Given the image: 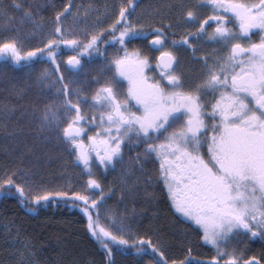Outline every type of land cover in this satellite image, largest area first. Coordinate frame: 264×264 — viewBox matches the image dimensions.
I'll use <instances>...</instances> for the list:
<instances>
[{"label": "snow or ice", "instance_id": "obj_1", "mask_svg": "<svg viewBox=\"0 0 264 264\" xmlns=\"http://www.w3.org/2000/svg\"><path fill=\"white\" fill-rule=\"evenodd\" d=\"M128 6L119 9L107 29L100 28L86 40L61 27L59 12L51 38L41 41L40 47L24 51L17 36L0 40V58L14 65L47 61L56 75L50 76L47 68L39 72L34 81L37 94L55 89L56 95L63 97L56 105L62 109L63 121L51 103L42 108L32 104L31 112L21 109L17 117L20 123L13 131L24 135L37 119L38 135L48 133L43 139L49 140L54 132L56 141L74 153L81 175L86 176L77 190L70 184L66 190L49 191L27 180L17 183L14 172L5 173L0 177V188L14 187L21 203L27 197L33 206L29 211L47 203L79 208L86 231L104 250L105 264H115L114 251L123 253L128 248L134 255H152L150 264H169L151 236L145 239L133 231L130 215L101 209L108 194L101 191L93 168L115 167L124 160L126 149L140 148L130 157L131 164L141 167V160L158 161L156 179L162 182L170 206L198 226L200 239L218 250L209 261L202 262L190 260L189 252L179 264H261L254 257L241 261L221 245L237 233L264 239V0L251 4L245 0H201L199 6L211 10L203 19L190 8L184 13L186 22L198 21V27L169 43L186 45L195 53L196 47L188 41L206 34L207 41L219 45L213 51L220 54L195 57L201 65L192 76L177 71L179 60L172 51H161L155 60L159 79L146 74L149 58L142 56L140 49L129 50L128 42L150 36L149 45L163 48L168 39L164 28L173 25H138L128 19ZM26 21L35 25L27 9L20 17L21 23ZM206 22L214 25L211 30ZM107 31L113 35L104 43L118 42L123 50L110 58L100 48L101 33ZM256 33L258 38L253 39ZM64 50L76 52L62 61L66 70L73 72H87L83 56L91 58L95 53L106 60L99 66L98 75L91 77L96 87L90 98L64 83L58 62ZM84 104L88 107L83 108ZM5 112L10 110L5 108ZM89 128L96 131L87 134ZM124 171L127 176L136 175L132 166ZM137 185L138 178L126 182L120 199L134 197ZM96 191L100 194L94 195Z\"/></svg>", "mask_w": 264, "mask_h": 264}, {"label": "rangeland", "instance_id": "obj_2", "mask_svg": "<svg viewBox=\"0 0 264 264\" xmlns=\"http://www.w3.org/2000/svg\"><path fill=\"white\" fill-rule=\"evenodd\" d=\"M245 2L251 4L258 3L259 0H245ZM200 3L201 0H139V2L132 1V6H128L129 0H0V40L6 37L17 36L19 44L23 46L24 51L30 48L40 47L41 41L46 42L47 39L51 38L50 33L55 29L58 22L56 17V13L58 12L61 13L59 19L61 27H67L70 30V35H78L81 40H86L88 35L96 34L100 28L107 29V26L112 23L119 14V9L125 6H128L126 7V12L130 13L128 16L129 20L134 21L138 25L143 24L146 28L153 23H159L162 27L166 22H169L173 25V30H175L173 32L178 33L180 38L179 34L186 32L188 29L193 32V28L196 27L195 24L197 23L186 22L184 17L185 12L191 8L197 11L198 17L200 18L201 15H208L211 11L208 7H200ZM65 4L68 5V8L64 7ZM17 5H20V7H17ZM25 9L32 13L35 25H39V27H36L32 21L20 22V17ZM162 22L164 25H162ZM206 23L208 29L211 30L214 25L210 22ZM164 30L167 33V29L164 28ZM169 31H172V28L169 29ZM258 35L257 33L256 38H258ZM179 38L171 34L169 39L179 40ZM200 39V44L204 50L203 55L214 56L220 54V52L213 51L214 49H218L219 45L207 41L206 34L205 37H201ZM164 45L167 50L174 53L180 50V53L184 56H189L190 53H193L192 50L190 52V50H187L182 44L173 46L169 41H165ZM120 50L123 51L118 47V42H109L101 48L104 56L109 58L116 55L118 52L121 53ZM69 55H74V52L71 50H64L61 52L60 57H58V62H60L61 66L62 60ZM2 59L4 60V58ZM92 59L93 61L90 62V64H85L83 66L84 69H87L86 73L83 69L78 74L66 73L62 67V72L66 73L65 76L69 84V89H77L78 93H82L88 97L91 96L92 92L85 86L87 81L85 77L88 79V73L93 76H96V74L98 75L99 66L102 63H106V60H101L99 56ZM38 61L40 60L34 62ZM186 68L188 70L192 69L187 65L184 69ZM82 107L87 108L88 105L84 104ZM87 114L89 118H91V111ZM30 128L31 131L28 132L32 133L33 126L30 125ZM95 131V128H89L87 134H92ZM27 133L24 135L17 132L13 133L6 128V124H0V157L6 164V167L0 172L1 177H3L5 173L14 172L16 174L17 183L27 180V182L33 186H41L49 191L66 190L68 185L71 184L74 185L72 190H77L80 187V181L86 179V176H82L81 170L75 166L73 158H71L73 155L72 152L66 150L63 144L56 141L54 132L51 134L53 138L49 140L43 139V136L48 135V133H44L43 135H28ZM87 134H85L83 138H86ZM32 143L38 146H40L39 143H42L40 150L43 157L34 159L24 158L25 150ZM116 166L117 165H115V167ZM129 166H132L136 173L134 177L125 174L124 169ZM122 167V170L118 172V174L113 175L118 178L116 181L117 190L114 191L115 195L105 199L104 203L101 205V209H111L117 214L123 212L126 215H130L132 228L133 231H135L147 213L146 209L149 204L148 202L153 201V199L155 200L157 193L159 195L160 191H162L160 190L162 182L156 179L158 161L141 160V167H136L131 164L129 158L128 165L125 167V164H123ZM98 174V172L94 173V177L97 179L98 177L103 178V175L100 176V174ZM149 177L152 178L151 181H149ZM137 178L138 185L136 195L134 197L125 196L123 200H121L120 195L125 183H133ZM104 183L105 186L106 182ZM101 191L107 193L108 186H105ZM99 194L100 192L96 191L94 195ZM116 195L119 196V198H117ZM173 210L182 219L179 220L180 225L183 226L180 234L182 236L181 240L186 246L192 244L193 238H195L194 245H198L201 242L210 245L200 239L201 232L199 237L196 234L198 226L188 222L186 218L177 213L174 208ZM102 222H104L103 214ZM248 237L253 241L260 239L262 243H264V239L258 236L251 237L243 233H237L228 239L227 243L222 244L221 247L226 249L229 253H232L241 261H244L243 246ZM152 240L153 243L157 244L161 249L163 244L159 242L158 239L153 238ZM210 246L213 247L212 245ZM213 250L217 255L218 250L214 247ZM29 257H31V255H29ZM218 258L221 260L227 259L226 256H218ZM247 260H249V258Z\"/></svg>", "mask_w": 264, "mask_h": 264}, {"label": "trees", "instance_id": "obj_3", "mask_svg": "<svg viewBox=\"0 0 264 264\" xmlns=\"http://www.w3.org/2000/svg\"><path fill=\"white\" fill-rule=\"evenodd\" d=\"M201 16L203 19L205 15ZM166 29L170 37L172 31ZM111 35V31L101 34L100 48L104 47V42ZM132 45L136 46L137 40L128 43V46ZM97 56L93 53L91 58L83 56L81 59L88 60ZM2 160L0 157V172L6 167ZM159 197L157 202H148L147 213L139 223L138 233L145 235V239L148 236L158 239L163 244L160 250L169 264L173 261L179 264L189 256V252V259L194 258L197 262L209 261L216 255L210 245L203 242L194 245L195 238L191 245L186 246L182 242L180 232L183 226L179 221L182 219L174 212L166 195ZM32 207L26 198L21 203L14 187L0 188V264H105L104 250L86 231L79 208L69 207L67 203L63 206L47 203L29 211ZM196 234L199 237L200 231L197 230ZM243 248L244 260L254 257L264 264V243L260 239L253 241L248 237ZM112 259L115 264H150L153 256H137L128 248L123 253L114 251Z\"/></svg>", "mask_w": 264, "mask_h": 264}, {"label": "crops", "instance_id": "obj_4", "mask_svg": "<svg viewBox=\"0 0 264 264\" xmlns=\"http://www.w3.org/2000/svg\"><path fill=\"white\" fill-rule=\"evenodd\" d=\"M0 124L5 125L11 132L14 133L13 128L20 123L17 117L22 108H26L31 112L32 104H37L42 108L44 104L51 103L53 105V110L57 112V115L61 116L63 121V112L62 109H58L56 105L62 100V94L56 95L55 89H49L47 92L37 94V87L35 85V76L43 71L48 69L50 76H55L56 73L54 69L48 64L47 61L40 60L29 64L28 66L24 65H14L8 63L7 60L0 59ZM6 62V63H3ZM61 74L64 76V83L69 85L66 78V73L62 72V66L60 65ZM20 92V95H17V92ZM16 106V107H13ZM5 108L9 109L10 112L6 113ZM5 115L8 118L5 120ZM31 125L32 133L28 132V135H38L39 132V121L37 119L32 120ZM63 123H61V127ZM38 146L35 143L30 144V146L25 150L26 159H34L43 157L41 155L40 148L42 143H39ZM38 154V155H37Z\"/></svg>", "mask_w": 264, "mask_h": 264}, {"label": "flooded vegetation", "instance_id": "obj_5", "mask_svg": "<svg viewBox=\"0 0 264 264\" xmlns=\"http://www.w3.org/2000/svg\"><path fill=\"white\" fill-rule=\"evenodd\" d=\"M201 19V18H200ZM162 25H164V23L162 22ZM196 27H198V21L197 23L195 24ZM151 27H161L158 24H152ZM164 27V26H162ZM196 27H194L193 29H195ZM175 30H172V35L174 37L177 36V38H179L178 36V33L176 32H173ZM194 31V30H193ZM191 32L190 29H188L186 32L184 33H180V37L181 36H184V35H187V33ZM175 33V34H173ZM158 33L156 32H152V35H157ZM257 34V33H256ZM151 37L149 36L148 39H150ZM170 37H168L167 41H171V39H169ZM148 39H137V45L134 46H128V48L131 50L132 48H137V49H140V52H141V55L142 56H147L149 58V63H150V67L147 68L145 70L146 74L148 75H152L154 77H156L157 79H159V76L157 75V72L158 70L155 68V60H156V57L158 56L159 52L161 51H164V50H167V48L164 47L163 48H160V47H157V46H152V45H149L148 44ZM180 39V38H179ZM253 39H257L256 38V35L253 36ZM200 40L201 39H196V38H192L188 41V44H191V45H194L197 49V51L195 53H190L189 56H184L180 53V50H177L176 53H174L175 56L178 57V60H179V63L177 64V71H184L186 73H189L191 74L192 76H195L196 73L198 72L199 68H200V65H201V61H198L199 59H196L195 57H198V56H201L203 55L204 53V50H203V47L201 46L200 44ZM129 43V42H128ZM183 45V44H182ZM187 50L189 49L190 52H191V48L187 47L186 45H183ZM186 50V51H187ZM178 54V55H177ZM75 55V53H74ZM63 61V60H62ZM84 61V65L85 64H90V62L93 61V59H88V60H83ZM83 65V66H84ZM190 66L192 69L188 70L187 68H185V66ZM62 67L64 69V71L67 73H80L82 71V69L79 71V72H73V71H69V70H66L65 66H64V63L62 62ZM88 75V79L85 83V86L90 89V91L92 92L94 90V88L96 87L95 84L92 83L91 81V77H93V75H91L90 73L87 74ZM97 75V74H96ZM69 76V75H68ZM70 77V76H69ZM125 87H126V84H125ZM85 92V91H83ZM91 97V96H90ZM89 97V98H90ZM98 118V117H97ZM86 140V138H84ZM142 146V145H141ZM139 152V148H131L130 150H127L125 151V156H124V160L123 161H120V162H117L116 163V167H108V168H93V172L96 173L98 172L101 175H103V178H99L98 177V180L100 182V185H101V189H104L105 186H108V192L106 194H108V197H111V196H114L115 195V190H117V177H114L113 175L114 174H118V172H120L122 170V166L123 164H125V167L128 165V159L134 155L135 153ZM72 157L73 158V161H74V164L75 166L81 170V167L78 165V162L74 160V153H72ZM98 174V175H99ZM111 177V178H110ZM97 179V178H96ZM106 182V185L104 186V182ZM104 183V184H103ZM111 190V191H110ZM160 193L158 195L157 193V196L155 198V200L153 199L154 202H157L159 200V196L164 194V196L166 195L167 196V192L165 191V189L163 188V186L160 187ZM158 192V191H157ZM117 198H119V196L116 195ZM168 198V197H167ZM136 232H139V225L137 227V229L135 230Z\"/></svg>", "mask_w": 264, "mask_h": 264}, {"label": "water", "instance_id": "obj_6", "mask_svg": "<svg viewBox=\"0 0 264 264\" xmlns=\"http://www.w3.org/2000/svg\"><path fill=\"white\" fill-rule=\"evenodd\" d=\"M152 46H155V45H152Z\"/></svg>", "mask_w": 264, "mask_h": 264}, {"label": "bare ground", "instance_id": "obj_7", "mask_svg": "<svg viewBox=\"0 0 264 264\" xmlns=\"http://www.w3.org/2000/svg\"><path fill=\"white\" fill-rule=\"evenodd\" d=\"M150 4V3H149Z\"/></svg>", "mask_w": 264, "mask_h": 264}]
</instances>
